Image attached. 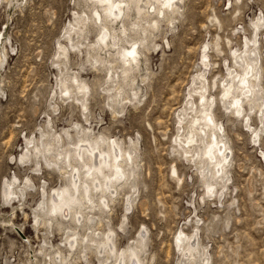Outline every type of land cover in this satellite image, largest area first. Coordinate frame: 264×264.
<instances>
[{
  "label": "rangeland",
  "instance_id": "rangeland-1",
  "mask_svg": "<svg viewBox=\"0 0 264 264\" xmlns=\"http://www.w3.org/2000/svg\"><path fill=\"white\" fill-rule=\"evenodd\" d=\"M96 6L91 0H0V264H51L49 254L60 250L73 254L76 264H99L90 251L88 261L80 247L70 251L65 228H77L75 222L59 228L51 206V191L67 180L45 157L58 158L57 151L83 136L80 129H91V137L116 138L124 150L137 155V193L128 186L120 189L110 213L102 214L100 229L116 232L118 249L136 244L143 234L145 264H178L183 255L177 237L198 228L200 243L211 256L209 264H264V122L260 113L250 114L252 128L260 131L256 143L243 118L225 112L220 100L229 78L225 64L234 65V51L245 50L246 40L254 38V23L264 17V0H184L172 15L168 11L165 17L146 16L147 21L158 17L160 27L154 31L142 22L148 31L141 35L148 40L139 45V63L129 74L128 86L122 87V104L111 98L118 97L117 84H123L122 54L113 48L106 53L90 49L101 29L94 20ZM97 9L104 20V10ZM173 19L174 28L169 25ZM78 28L82 31L76 34ZM258 35L264 67V26ZM139 37L137 33L129 40ZM206 45L208 67L203 64ZM109 61L113 83L108 81ZM202 72L216 96L215 113L232 151L230 181L222 199L207 193L201 160L186 156L176 141H182L188 128L187 119L178 135L177 114ZM78 81L89 86L87 110L76 100ZM195 81L199 86L200 80ZM138 87L142 91L135 95ZM193 94L196 102L198 95ZM55 133L62 138L48 154L43 146L56 144L51 137ZM29 139L42 150L33 152L38 159L31 155L26 161L21 157L28 152ZM38 161L41 169L36 171ZM29 178L33 187L26 185ZM10 190L15 195L8 196ZM130 195L132 207L125 209L124 199ZM124 215L128 219L122 231ZM77 229L86 233V228Z\"/></svg>",
  "mask_w": 264,
  "mask_h": 264
},
{
  "label": "bare ground",
  "instance_id": "bare-ground-1",
  "mask_svg": "<svg viewBox=\"0 0 264 264\" xmlns=\"http://www.w3.org/2000/svg\"><path fill=\"white\" fill-rule=\"evenodd\" d=\"M91 1L95 6L97 5L102 8L105 13L103 20L99 12L100 10L97 9L98 7L96 6L94 9V20L96 24L101 25V29L97 43L90 44V49L105 51L107 48H113L116 53L123 56L121 69L123 84H117L118 92L116 93L118 97L111 96L118 104H122L124 102L121 97L122 87L124 88V85L128 86L130 81L129 74L138 66V48L139 45L144 44L148 40L147 37L143 36L147 33V28L150 27L154 31L159 30L160 21L158 17H165L168 11L171 12V15L177 11L179 12L184 0ZM166 4L168 5L167 7H165ZM152 14L158 17L152 21H147L146 16L149 17ZM78 16L76 20H79V23L85 24V21L80 20ZM143 21L149 25L147 28V25L144 26L142 24ZM169 25L174 28L175 20L169 21ZM254 26L255 36L252 39L246 40V49L240 52L238 50L234 51L235 64H225L229 78L224 79L220 100L225 112L227 111L237 117L243 118V123L253 133V141L259 143L260 131L257 128H252L250 114L255 111L260 113V123L263 124L264 86L261 84V78L264 67L262 66V57L259 51L260 39L258 38V30L264 26L263 15L254 23ZM70 29L76 30V27L71 25ZM152 29L150 32L154 34L155 32L153 33ZM81 31L78 28L76 34ZM137 33L140 34L138 39L129 40L132 35ZM208 49L209 45H206L203 51V64L205 67L211 65ZM106 64L108 65V63ZM109 65V67L107 66V72L110 75L108 81L113 83L115 82V76L112 74L110 61ZM196 79L200 80L199 86L196 85ZM193 84L188 100L177 114L180 122L178 135L180 136V132L184 130L181 125L187 119L188 128L181 135L182 141L178 139L176 141L183 147L186 156H190L192 159L197 157V159L201 160L202 166L200 171L205 181L207 193L211 195L217 194L222 199L224 190L230 181L228 168L231 163V147L225 134V127L223 123L218 121L215 113L217 99L211 92V84L207 73L202 72L201 74H197ZM76 86L80 94L76 100L81 103L83 110H87L86 91L89 90V86L83 81H78ZM109 90L111 91V89ZM137 90L138 92L135 91V95H139L142 88L138 87ZM63 91L68 92L69 90L65 88ZM193 92L198 95L196 102L194 101ZM70 94L68 92V96ZM114 100L112 99V101ZM191 110L193 112L190 115L189 111ZM78 133H81L83 136L79 138L78 142L69 145L65 150L57 151L56 156L58 158L45 157L46 164L49 167L58 169L67 180V183L63 187L55 188L51 191L52 211L54 216L58 218L57 223L60 226L59 228H63L64 222L72 220L75 222L77 228H86V233L84 234L77 228H65V233L67 232V245L70 251L75 252L80 247L82 249V257L86 261L89 260L88 255L90 253L88 251H90L96 255L99 264H145L146 235L141 234L136 244H128L127 247L118 249L116 245L117 241L115 240L117 237L116 232L109 228V231L104 233L101 230L102 228L100 229L104 225L102 214L107 213V211L110 213L112 209L110 203L118 196L120 189L128 186L133 190L134 194L137 193L136 176L138 175L139 164L136 162L137 159L135 160L137 157V155H134L135 151L124 150L120 141L116 138L112 140L105 136L91 137V129H80ZM64 135L68 139L72 138L70 131L67 129L64 130ZM51 137L57 140L56 144L52 142L44 143L43 148L48 154L56 150V145H59L58 139L62 138L61 134L56 133L51 134ZM27 144L28 152L23 154L21 159L29 161L31 155H34L38 159L39 156L33 152L39 151L41 153L42 149L35 144L34 139H29ZM40 169V161H38L36 171ZM173 172L177 174L176 168L173 169ZM15 180H18V178L15 177ZM31 183L29 178L26 185L33 187L34 185ZM8 184L11 187L14 183L9 181ZM218 186H221L219 190ZM24 190V188H21L22 193H24ZM11 195H15L13 191L8 196ZM131 195L124 199L125 209L132 207L130 201ZM56 196H58L57 199L55 198ZM42 207H45L44 202ZM127 219V216L124 215L120 226L122 231L125 230ZM107 223L109 225V221ZM52 224L53 222L50 221L48 226L50 227ZM177 242L183 255L178 264H209L211 256L200 243L198 228L192 235H185L181 231L177 237ZM72 255L64 254L61 250L55 255L50 253V262L51 264H76Z\"/></svg>",
  "mask_w": 264,
  "mask_h": 264
},
{
  "label": "snow or ice",
  "instance_id": "snow-or-ice-1",
  "mask_svg": "<svg viewBox=\"0 0 264 264\" xmlns=\"http://www.w3.org/2000/svg\"><path fill=\"white\" fill-rule=\"evenodd\" d=\"M168 5L166 4L165 7H167Z\"/></svg>",
  "mask_w": 264,
  "mask_h": 264
}]
</instances>
